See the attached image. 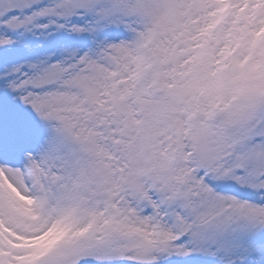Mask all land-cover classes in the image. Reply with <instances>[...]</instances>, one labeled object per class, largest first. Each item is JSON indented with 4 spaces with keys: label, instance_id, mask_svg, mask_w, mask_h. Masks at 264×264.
<instances>
[{
    "label": "snow or ice",
    "instance_id": "6c2138e0",
    "mask_svg": "<svg viewBox=\"0 0 264 264\" xmlns=\"http://www.w3.org/2000/svg\"><path fill=\"white\" fill-rule=\"evenodd\" d=\"M0 264H264V0H0Z\"/></svg>",
    "mask_w": 264,
    "mask_h": 264
}]
</instances>
